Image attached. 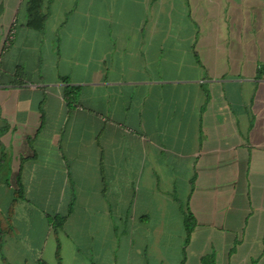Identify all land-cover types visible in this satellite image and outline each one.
Masks as SVG:
<instances>
[{
  "label": "crops",
  "instance_id": "obj_1",
  "mask_svg": "<svg viewBox=\"0 0 264 264\" xmlns=\"http://www.w3.org/2000/svg\"><path fill=\"white\" fill-rule=\"evenodd\" d=\"M24 3L0 0V264H264V0H43L41 32Z\"/></svg>",
  "mask_w": 264,
  "mask_h": 264
},
{
  "label": "trees",
  "instance_id": "obj_2",
  "mask_svg": "<svg viewBox=\"0 0 264 264\" xmlns=\"http://www.w3.org/2000/svg\"><path fill=\"white\" fill-rule=\"evenodd\" d=\"M24 9L26 13V23L25 28L33 32H41L45 28V23L47 20L46 15L43 13V0H25ZM13 24L3 46V51L7 50L14 40L15 31ZM79 89L73 87H66L63 91V98L68 108H73L77 105L78 102ZM15 198H18V195L15 194ZM14 205V201L11 204L9 214ZM65 217L55 216L49 218V222L52 224L54 231L58 230L63 222ZM193 219L191 215H187L184 219V226L186 229L187 237L192 231ZM10 233L9 224L5 217L0 212V240L4 234Z\"/></svg>",
  "mask_w": 264,
  "mask_h": 264
},
{
  "label": "rangeland",
  "instance_id": "obj_3",
  "mask_svg": "<svg viewBox=\"0 0 264 264\" xmlns=\"http://www.w3.org/2000/svg\"><path fill=\"white\" fill-rule=\"evenodd\" d=\"M12 56V55H11Z\"/></svg>",
  "mask_w": 264,
  "mask_h": 264
}]
</instances>
